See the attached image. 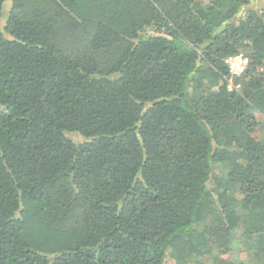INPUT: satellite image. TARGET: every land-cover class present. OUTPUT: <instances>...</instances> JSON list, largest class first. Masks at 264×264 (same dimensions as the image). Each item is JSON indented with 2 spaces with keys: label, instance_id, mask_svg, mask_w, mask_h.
<instances>
[{
  "label": "trees",
  "instance_id": "trees-1",
  "mask_svg": "<svg viewBox=\"0 0 264 264\" xmlns=\"http://www.w3.org/2000/svg\"><path fill=\"white\" fill-rule=\"evenodd\" d=\"M4 1L0 264H264V0Z\"/></svg>",
  "mask_w": 264,
  "mask_h": 264
},
{
  "label": "built area",
  "instance_id": "built-area-1",
  "mask_svg": "<svg viewBox=\"0 0 264 264\" xmlns=\"http://www.w3.org/2000/svg\"><path fill=\"white\" fill-rule=\"evenodd\" d=\"M224 63L229 71L230 78L227 81V90H238L240 83H235V78H239L246 70L248 60L242 54L229 56L224 59Z\"/></svg>",
  "mask_w": 264,
  "mask_h": 264
},
{
  "label": "rangeland",
  "instance_id": "rangeland-1",
  "mask_svg": "<svg viewBox=\"0 0 264 264\" xmlns=\"http://www.w3.org/2000/svg\"><path fill=\"white\" fill-rule=\"evenodd\" d=\"M5 2H6V4H5ZM10 2H11V0H7V1L5 0L4 1V4L2 6V13H3V15H6L7 14V11L9 9V7H10ZM2 24H3V22L1 21L0 22V28L2 27ZM235 258L244 260L246 258V255H245V253L241 249H238L237 255L234 256V259ZM210 260L211 259H208V257H204L202 260H200L199 264H211V261ZM231 261H233L232 258H231ZM167 263L168 264H175V261L173 259H171L170 257H168ZM188 264H195V263L194 262H189Z\"/></svg>",
  "mask_w": 264,
  "mask_h": 264
}]
</instances>
